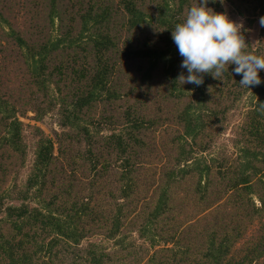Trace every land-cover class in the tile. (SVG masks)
<instances>
[{"label":"trees","instance_id":"16d2710c","mask_svg":"<svg viewBox=\"0 0 264 264\" xmlns=\"http://www.w3.org/2000/svg\"><path fill=\"white\" fill-rule=\"evenodd\" d=\"M228 1L239 14L258 18L260 25L264 0ZM194 3L196 0H0V83L4 88L2 93L0 88V182L26 157L25 122L17 112L24 115L26 109H32L37 119L56 107L62 127L54 140L41 126L31 125L33 161L25 185L16 191L22 202L5 207L7 224L2 225L8 227L0 226V264H264V79L250 86L256 97L243 120L247 140L243 159L235 175L227 179L225 189L232 192L230 196L223 192L212 195L215 181L211 175L225 178L226 171L219 167L212 173L209 162L191 159L193 145L201 142L210 119L217 117L218 106L240 92L242 75L233 71L235 65H229L220 79L204 74L200 86L179 83L178 76L187 75V70L181 68L183 57L171 33ZM208 6L223 11L219 0H209ZM55 18L57 33L52 36ZM260 32L264 34L261 25ZM248 48L264 54L263 42ZM51 83L52 96L48 94ZM171 115L174 117L169 119ZM170 120L181 125L176 159L167 167L159 193L148 201L153 205L145 221L132 224L139 236L147 234L152 246L160 245L149 251L120 235L122 217L127 216L129 194L137 198L139 192L137 158L146 128L157 129ZM103 127L110 131L101 132ZM79 146L81 158L77 161L58 159L59 154L70 158ZM116 161L122 168L118 176L121 199L112 214L98 211L91 202L96 186L95 192H100L99 185H89L88 200L81 198L84 194L67 195L71 182H60L66 162L71 166L88 163L92 170L99 165L109 172ZM190 173L196 175L192 198L204 207L195 214H184L171 187ZM252 192L260 205L249 195ZM29 196L41 200V206L24 201ZM223 196L225 202L220 201ZM228 200H233L236 210L230 214L248 215L252 222H259L240 246L236 243L241 234H234L224 214L203 225L198 234L194 232L198 219L209 218L205 212L194 219L199 212L214 206L209 210L217 213L216 205ZM134 209L138 214L131 204L130 211ZM104 224L106 237L116 238L115 250L108 251L95 240L80 244ZM241 224L239 220L236 227Z\"/></svg>","mask_w":264,"mask_h":264},{"label":"rangeland","instance_id":"374dc122","mask_svg":"<svg viewBox=\"0 0 264 264\" xmlns=\"http://www.w3.org/2000/svg\"><path fill=\"white\" fill-rule=\"evenodd\" d=\"M219 4L220 7L223 8L222 10L228 13L230 19L236 20L237 22L243 21L244 28L242 29V33L245 36V42L248 43V45H251L254 48L260 42L264 43V34H261L260 32L258 18L254 17L253 19H250L245 15L239 14L236 11L234 5L228 0H224L223 3H221L219 0ZM57 21L58 20L55 18L53 26L50 27V34L52 36L53 34L57 33V30L55 28L58 23ZM259 76L261 77V80L264 79V69L262 70V73L259 74ZM0 88L2 93V91L4 90L2 83H0ZM239 91L240 92L236 91V95L231 94L223 104L218 106L219 108L217 110V117L213 116L210 119L209 125L204 131L205 133L203 135V138L201 139V142L198 145H193L191 159L200 161L204 160L209 162L212 165V173H215L216 169H218L219 167H221L220 171H226L225 178L221 174H219L221 176L211 175V177L215 181V189L210 192V194L212 193V195H220L223 192L226 196H230L229 194L232 192V190L225 189L228 185L227 179H229L231 175H235L234 172L238 170L239 163L241 159H243V156L241 158L242 150L245 142L247 141L243 128V120L247 110L250 108L256 96L255 94H253V87H241V90ZM52 93H54V88L53 84L51 83L48 94L52 96ZM231 98L234 99L230 100ZM19 107L20 105L16 104V109H19ZM33 115L34 111L32 109H26L24 115H21L19 114V112H17V116L19 117V119L25 122L23 141L26 147V157L21 165L15 166L14 170L12 168V170L8 172V175L3 177L4 180L0 182V226L4 227V229L8 227L6 225H2L3 223L7 224V222L4 220L6 216L5 207L10 203L19 204L22 202L21 199L16 198V191L19 187H23L25 185L26 177L33 161V143L35 138L31 134V132L34 130L31 125L37 124L41 126L45 133L52 137L54 140H56L57 132L62 129L61 125L59 124L60 117L56 107H52L51 109H49L41 116V118L35 119ZM172 117H174V115L169 116V119H171ZM167 124L162 125L157 129H152V126L146 128L147 132L150 129L151 130L148 133L145 131V134L143 135V148L141 150L140 156L137 158L140 160L138 172L139 192L137 193V198L134 196V194L130 193V196L128 195L129 201L126 206L127 216L122 217L124 218V221L123 225L121 226L122 234L120 235H126V241L135 240L136 243H139V245L149 249V251H152L154 248L160 245L152 246L148 239L149 237H147V234L139 236L137 229L132 230V224H136V226H138V224L141 225V222L145 221V216L147 212L152 209L153 205L152 202L148 201H153L155 195L159 193L158 187L162 178L165 176L167 167L173 163V159H176L178 150L175 145L176 142L179 143L182 141L181 125L174 123L173 120H170ZM90 129H92V126H90ZM109 131V127L101 128V132L103 133H107ZM56 144L57 143L55 142V148ZM202 146L204 148H202ZM77 150L74 153L71 152L73 156H71L70 158L67 154H65L66 156L64 155L65 157L63 155H60L58 153V150L56 149H54V153L59 154L58 159H76L75 161H77L81 158L79 153L80 146L77 147ZM64 167L66 168L61 173L60 182L64 185H68L70 182L72 184V189H69V193L67 195L72 196L73 193H78L82 196L84 194L85 196L81 198L90 200V196H88V194H85L90 187L89 185H99L98 187L100 188V192H95V190L97 189L96 186L93 193L94 197L92 198L91 202H95L93 203L94 205L96 204V207L94 208H96L98 211H103L104 214L107 213L108 215L112 214V212L117 207V200L121 199L119 197L120 191L118 190V176L119 171L122 168L118 166L117 161L112 163V167L109 172H107L108 169L104 170L102 168H99V165L95 170H92L88 163L81 162H79L77 166H71L66 162L64 163ZM259 176L260 173L255 175L254 180H256ZM93 178H96V180L98 181H94ZM195 179L196 175H191L190 173L177 185L171 187V190L175 191V194L173 195L176 197V200L180 201L181 203L180 210H183L184 214L190 211L195 214L197 211L204 207L203 202L195 203L194 198H192L191 189L194 188L193 185L195 183ZM249 195H252L255 203L257 205H260L258 196L255 194V192L249 193ZM226 196H223L220 201L225 202ZM24 201H28L32 205L41 206V200L39 201L37 197L34 198L33 196H29ZM145 201L146 204H143ZM131 204L139 210L138 214L136 213V209L130 211ZM233 205V200H228L225 205H216V208L218 210L217 213H215L216 210L213 212H210L209 210H213L214 206H211L202 213L199 212V214H197L194 219H196L198 216L203 217V213L205 212L209 216V218L197 220L198 224H196L194 228L195 234H198L203 225L205 226L207 224H212L216 221L217 218L224 214L225 221L232 223L234 234H241L239 242L236 243V246H240L241 241L250 236L251 231L256 228L257 225H259V222L257 221V219L252 222V220L250 219L251 217L248 215H244L243 218H239L236 215L230 214L236 211ZM41 208L43 209L44 207ZM176 209H178L179 212V208ZM128 212L130 213L128 214ZM213 213L215 214L213 215ZM239 220L242 221V224L239 227H236ZM104 222H106L107 226L111 224L108 221ZM99 223L102 222L97 221L98 226L101 225ZM154 225L157 226V224ZM104 226L105 224L101 226L100 231L92 234L91 236L84 237L81 240L80 244H85L88 240H95L101 243L104 248L108 249V251L115 250L118 245L116 238L106 237L104 231L106 229L104 228ZM151 227H153V224H151ZM159 243L163 245L162 241H159ZM119 264L121 263L119 262Z\"/></svg>","mask_w":264,"mask_h":264},{"label":"clouds","instance_id":"9594fccd","mask_svg":"<svg viewBox=\"0 0 264 264\" xmlns=\"http://www.w3.org/2000/svg\"><path fill=\"white\" fill-rule=\"evenodd\" d=\"M208 4L209 0H196L183 21L172 29V40L183 57L181 68L187 70V75L182 72L177 80L181 85L200 86L204 74L220 79L229 65H235L233 71L242 75V87L259 85L264 54L249 50L242 33L243 21L230 19L226 11L217 12ZM260 25L264 27V16L260 17Z\"/></svg>","mask_w":264,"mask_h":264}]
</instances>
